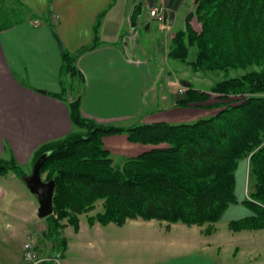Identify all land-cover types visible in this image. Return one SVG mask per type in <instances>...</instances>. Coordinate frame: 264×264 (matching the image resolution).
<instances>
[{
    "label": "trees",
    "instance_id": "obj_1",
    "mask_svg": "<svg viewBox=\"0 0 264 264\" xmlns=\"http://www.w3.org/2000/svg\"><path fill=\"white\" fill-rule=\"evenodd\" d=\"M194 2L185 27L173 35L167 56L188 64L194 72L225 73L209 91L186 80L176 99L178 106L188 107L208 102L215 94L219 100L204 105L220 108L215 115L191 123L161 121L127 128L99 124L82 114L79 98H67L63 81V74L84 80L76 67L78 55L97 44L78 54L62 51L64 94L58 97L68 102L74 129L40 146L32 159L34 164L43 153H50L40 172L45 180L56 181L54 213L45 218L43 231L44 238L52 242L53 256L63 258L68 249L65 228L72 225L78 231L79 216L95 210L99 200L102 211L88 216L91 225L113 222L122 226L128 219L141 218L188 226L207 224L206 232H212L226 209L239 202L236 170L242 159L249 160L253 179L244 202L253 206L256 216L232 226L264 227V0ZM28 13L20 0H0V31L23 22ZM194 17L201 25L199 31L192 25ZM192 47L197 53L188 60ZM232 71L238 73L233 76ZM238 95L244 99L233 104L230 96ZM122 133L131 142L152 148L116 166L102 139ZM9 172L21 180L28 176L14 157L0 158V174Z\"/></svg>",
    "mask_w": 264,
    "mask_h": 264
},
{
    "label": "crops",
    "instance_id": "obj_2",
    "mask_svg": "<svg viewBox=\"0 0 264 264\" xmlns=\"http://www.w3.org/2000/svg\"><path fill=\"white\" fill-rule=\"evenodd\" d=\"M20 1L29 11L27 18L0 31V158L9 160L14 157L23 166L32 162L40 146L72 132L74 126L68 102L58 97L64 94L63 60L55 36L61 39L69 52L78 54L82 48L92 45L97 17L108 6H111L110 11L97 31L99 43L79 53L76 61L84 80L75 77L78 82L75 84L74 80L71 88L67 86L69 82L67 85L64 83L67 98L80 99L82 114L102 125L127 128L133 126L130 122L140 113L143 115L141 108L144 103L152 104L158 98L167 101L165 108L159 103L157 109H150L141 117V124L161 121L183 123L215 114L210 112L215 111L216 107L204 106L213 104L211 100L188 107L178 106L176 99L184 89V83L174 80L178 87H171L170 95H167V90L162 89L163 72L159 69L154 77L147 61L129 54L131 47L137 48L133 40L139 20L136 28L132 27L131 22L134 6L127 10L125 3L124 6L116 5L114 0ZM184 4L187 3L174 0L173 5L166 9L164 19H159L161 23L172 24L171 11L175 9L176 19L179 7ZM129 23L131 33L128 32ZM144 25L149 30L152 23L147 19ZM143 145H146L145 149L131 157L152 148L150 144ZM132 147L135 146L132 144ZM239 167L236 170L235 189L239 202L230 205L218 221L224 222L223 229L216 227L218 222L213 224V231L207 233V224L188 226L181 222L145 220L163 240L158 247L155 246L158 261L152 264H264V227L236 229L232 226L235 222L256 216L253 206L244 202L250 196L246 190L249 160L238 185ZM7 185L0 178V221L9 214L13 215L11 209L18 203L25 201V206L29 208L36 203L32 198L27 200L24 192H17L16 186L8 190ZM21 196H25V199ZM36 207L38 209L39 203ZM140 219H128L125 224L142 222ZM108 225L115 226V223ZM82 231L80 217L78 233ZM43 241L52 253V243L44 236ZM71 245L68 239V250ZM66 259L62 258L63 261ZM0 264L10 262L7 260Z\"/></svg>",
    "mask_w": 264,
    "mask_h": 264
},
{
    "label": "rangeland",
    "instance_id": "obj_3",
    "mask_svg": "<svg viewBox=\"0 0 264 264\" xmlns=\"http://www.w3.org/2000/svg\"><path fill=\"white\" fill-rule=\"evenodd\" d=\"M134 1L138 0H114L116 5L125 3L127 10L133 8L135 4ZM177 1L179 3L184 1L188 5L184 4L179 7L176 19L175 9L171 11L172 24L168 23L165 25L161 23V20L154 19L150 13V8H148V6L145 7L144 13L139 19V25L136 28L135 38L133 40L134 45L137 48L135 49L131 47L129 50L130 53H127L134 57H139L142 61H147L149 67L152 69L154 77H156L159 69L163 72L161 82L162 89L167 90V95H170V91L172 90L171 87H178V84H174V80L176 79L177 81L182 82L188 80L195 88L202 91H209L212 85L225 78V73L223 71L194 72L188 64L167 57V49L172 40V38H170L171 35L185 27L187 14L193 11L196 6L194 0ZM122 6H124V4ZM110 7L111 6H108V8L102 11L97 17L94 25V39L92 44H98L100 41L95 38V33L99 31V26L101 25L103 18L109 13ZM147 19L152 23L151 29L149 30H147L144 25V22L147 21ZM191 21L195 29L199 31L201 28L199 21L195 17ZM128 30V32H132L130 23ZM129 44L131 45L132 41H130ZM196 53L197 48L192 47L190 49L188 60H193ZM237 73L238 72L236 71H232L231 75L235 76ZM74 80L76 84L77 79H75V77L63 74V81L66 83L65 85L69 82L67 86H70V88L72 87ZM245 97H248V95H245ZM229 99L232 100L231 102L233 104H238L241 103L244 97L240 95L230 96ZM210 100L211 102H217L219 98L217 95L212 94ZM166 102L167 101H162L161 98H158L152 104L144 103L141 111L143 109L144 115L150 109H157L159 103L165 108L167 104ZM220 110V108H217L210 113L212 114L215 112V114H217ZM143 115L140 113L137 118L130 122L131 125H140V119ZM191 122L193 121H188V123ZM107 136L108 135L103 136L102 143L104 148L110 151L111 157L114 159L116 166H121L124 161L130 158L133 154L142 152L146 146L141 143L131 142L125 133L124 135L115 134L110 135L112 137ZM121 136H124L125 138H122ZM132 144L135 147H132ZM246 162L247 159H242L239 162L240 167L237 172L238 185L241 182L243 170L246 168ZM32 167V162L21 166L22 170L28 175L31 173ZM12 173L13 172L3 175L0 174V178H2L4 184H8L6 186L8 190L13 186H16V188H18L17 192H24L27 196V200L32 198L36 203L32 204L30 208L25 206V201L20 204L18 203L19 206H13L11 209L16 218L9 214L7 218L0 221V263H5V261L7 262L8 260L10 264H22V262L25 264H32L27 263L22 254L23 246L28 241L33 242L37 246L41 259L45 260L48 257L53 256L48 248H46L47 243H44L43 241L42 233L46 229V221L38 216V209L36 207L38 200L36 196L30 192L23 180L14 177V173ZM43 178L45 180V175ZM252 187L253 179L248 174L246 190L249 195ZM22 197L24 200L25 196H21V198ZM100 211H102V200L97 201L95 210L87 215L81 214L79 216L81 217L83 230L80 233H78L79 230L76 231L72 225H67L63 233L64 236L68 237L67 239L70 240L72 245L70 250L67 249L63 256V259L67 258L66 261L58 258V262L55 261L49 263L44 261L46 262L44 264H152L155 263V261H158V251L155 246L158 247L163 240L162 238L160 239L156 231L150 229L151 226L148 225L149 220L145 221L140 219L142 222L132 221L130 224H124L122 226L117 224H115V226H110L108 224L102 225L99 222H97L96 225H91L88 222V216L95 215ZM64 222L67 224V220H64ZM165 223H167V221ZM157 226L158 223H156V227ZM224 226L225 224L223 221L216 224L218 229H223ZM77 243H80L82 246L80 247ZM42 262L43 261H40L35 264H41Z\"/></svg>",
    "mask_w": 264,
    "mask_h": 264
},
{
    "label": "water",
    "instance_id": "obj_4",
    "mask_svg": "<svg viewBox=\"0 0 264 264\" xmlns=\"http://www.w3.org/2000/svg\"><path fill=\"white\" fill-rule=\"evenodd\" d=\"M170 1L171 0H163L165 9L169 7ZM154 3L155 0H141L134 5L131 14L133 28L137 27L138 20L142 16L145 6L147 5L148 8H152ZM55 37L60 50L64 51L66 48L64 47L61 39L57 35ZM41 91L45 93L44 90ZM49 154V152H45L39 156L33 164L31 173L23 179L30 192L34 194L38 200V216L41 219H45L54 213L53 197L56 189V181L55 179L44 180L40 172L41 167Z\"/></svg>",
    "mask_w": 264,
    "mask_h": 264
},
{
    "label": "built area",
    "instance_id": "obj_5",
    "mask_svg": "<svg viewBox=\"0 0 264 264\" xmlns=\"http://www.w3.org/2000/svg\"><path fill=\"white\" fill-rule=\"evenodd\" d=\"M165 7L163 5V0H155L154 6L150 8V13L153 18L156 19H164L165 17ZM181 90L180 92H182ZM23 258L27 263L35 264L40 261H51L54 260L58 262V258L55 256L48 257L47 259L43 260L40 258L39 251L36 245L33 242H26L23 246Z\"/></svg>",
    "mask_w": 264,
    "mask_h": 264
}]
</instances>
